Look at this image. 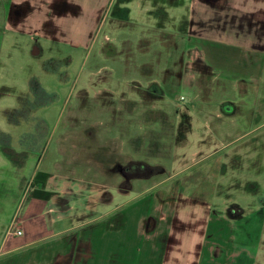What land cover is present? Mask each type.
<instances>
[{
    "label": "rangeland",
    "instance_id": "1",
    "mask_svg": "<svg viewBox=\"0 0 264 264\" xmlns=\"http://www.w3.org/2000/svg\"><path fill=\"white\" fill-rule=\"evenodd\" d=\"M77 1L81 4L86 0ZM129 1V22L113 21L112 9L106 3L95 27L81 28L87 33L83 45L77 43V35L71 34L61 43L29 40L28 35L7 28L0 19V132L9 135L10 148L20 152L17 138L29 132L31 126H11L3 111L18 107L19 98L27 93L28 79L36 77L41 87L54 96L49 106L33 115L44 122L45 142L39 159L46 152L43 167L61 161L58 173L69 184L66 192L70 201L80 199L93 210L105 197V186L112 185L109 190L114 196L116 191L130 190L132 197L142 190L144 196L155 192L161 200L193 196V200L215 212L238 211L240 207L249 219L235 222L238 231L232 237L236 244L257 252V264H264V85L241 95L232 79L240 70L231 74L235 69L229 73L232 68L227 67L226 89L210 91L208 108L214 111L222 101L236 104L238 112L223 121V133L231 134V139L223 134L214 136L210 121L192 116L191 134L187 143L175 151V163L134 155L135 141L142 133L140 127H144L139 124L142 116H173L177 107L173 104L179 95L189 104L201 102L208 81L202 77L195 80V95L190 87L172 83L164 91V102L158 93H150L153 84L159 85L155 74L164 73L169 54L175 57L184 51L178 39L185 33V0ZM87 10L89 7L82 13L88 14ZM34 46L39 49L36 55ZM125 67L130 68L129 74L123 72ZM127 120L128 136L132 138L129 144L127 129L121 131V122ZM149 126L155 128L159 124L152 121ZM245 131L250 134L228 145ZM120 133L124 135L121 137ZM144 144L142 151L152 149L150 143ZM217 149L218 153L211 155ZM158 150L164 153L161 147ZM197 154L198 159H205L193 165ZM134 160L161 164L165 172L157 165L149 170L154 175L149 181H125L117 164H129V178H134L132 173H145L143 169L131 168ZM37 161L38 157H29L19 168L0 148V240L25 196ZM153 184L157 186L150 189ZM249 209L260 211L256 219H250Z\"/></svg>",
    "mask_w": 264,
    "mask_h": 264
},
{
    "label": "crops",
    "instance_id": "2",
    "mask_svg": "<svg viewBox=\"0 0 264 264\" xmlns=\"http://www.w3.org/2000/svg\"><path fill=\"white\" fill-rule=\"evenodd\" d=\"M106 3L112 9L113 21L129 22V0H86L81 4L77 0H0V19L7 28L28 35L29 40L61 43L71 34L83 45L87 33L81 28L95 27ZM87 7L89 13L83 14ZM184 11L185 33L178 39L184 51L175 57L169 54L167 71L154 72L159 85L153 84L150 93H158L164 102V91L174 83L190 87L195 95V80L202 77L208 81L204 98L189 104L180 102L179 95L173 116H142L139 124L144 127H140L134 155L175 163V151L191 134L192 116L210 121L214 136L223 134L231 139V134L223 133V121L238 112L236 104L222 101L214 111L208 108L210 91L226 89L227 67L232 68L229 73L235 69L231 74L240 70L232 79L241 95L264 85V0H185ZM38 53L34 46L33 54ZM129 71V67L123 69L125 74ZM152 121L159 126L150 128ZM121 123V131L127 129L128 136V120ZM249 134H237L228 145ZM131 140L128 136V144ZM144 143H150L152 149L142 151ZM45 153L38 159L25 196L12 216L18 218L21 236H6L8 224L0 240V264H257L258 253L236 244L232 237L238 231L235 222L249 219L240 207L238 211L215 212L193 196L180 194L182 200H161L155 192L144 196L142 190L132 197L130 190L116 191L114 196L109 190L112 185H108L105 197L90 210L80 199L70 201L66 192L69 184L58 173L61 161L42 166ZM217 153L218 149L211 155ZM198 156L194 155L193 165L204 161ZM132 165L145 173L131 172L134 178H129V164H117L125 181H149L154 175L148 169L157 165L165 172L161 164L134 160ZM259 212L249 209L247 214L254 220Z\"/></svg>",
    "mask_w": 264,
    "mask_h": 264
},
{
    "label": "trees",
    "instance_id": "3",
    "mask_svg": "<svg viewBox=\"0 0 264 264\" xmlns=\"http://www.w3.org/2000/svg\"><path fill=\"white\" fill-rule=\"evenodd\" d=\"M53 99V94L47 93L36 77H30L27 93L19 98L18 107L12 111H3V115L11 126H31L29 132L23 133L17 138L16 142L20 147V152L12 150L10 148L12 138L0 132V148L4 155L17 167L22 168L29 157L35 156L39 159L45 142L43 136L44 122L33 115L35 112L49 106ZM129 170L131 169L129 168Z\"/></svg>",
    "mask_w": 264,
    "mask_h": 264
},
{
    "label": "built area",
    "instance_id": "4",
    "mask_svg": "<svg viewBox=\"0 0 264 264\" xmlns=\"http://www.w3.org/2000/svg\"><path fill=\"white\" fill-rule=\"evenodd\" d=\"M180 102H184V98L180 97ZM18 218L14 216L9 223L6 231V236H21V231L17 228Z\"/></svg>",
    "mask_w": 264,
    "mask_h": 264
}]
</instances>
